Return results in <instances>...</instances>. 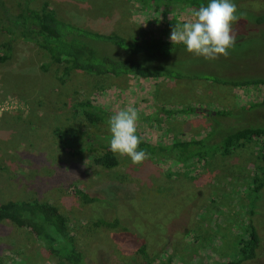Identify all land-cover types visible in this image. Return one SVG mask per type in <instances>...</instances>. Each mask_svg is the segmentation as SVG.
I'll return each instance as SVG.
<instances>
[{
	"label": "rangeland",
	"instance_id": "374dc122",
	"mask_svg": "<svg viewBox=\"0 0 264 264\" xmlns=\"http://www.w3.org/2000/svg\"><path fill=\"white\" fill-rule=\"evenodd\" d=\"M232 2L243 15L233 24L236 43L227 57L207 60L177 49L153 69L183 77L264 79V0ZM43 3L74 25L166 41L194 10L155 6L152 0H30L36 9ZM48 62L42 50L19 41L11 59L0 64V204L23 200L55 206L83 264H126L139 259L141 246L151 264H224L248 238L249 224L259 246L256 258L244 264H264V187L257 200L249 194L253 181L264 178L260 139L226 156L207 147L202 160L182 164L152 157L133 165L115 154L118 167L111 170L91 163L97 151L70 157L59 141L76 131L111 135L103 124L87 125L74 113L76 102L89 99L110 116L129 105L137 108V133L149 144L201 139L217 144L233 130L264 128V87L83 72H73L62 84L56 80L58 66L40 70ZM185 107L194 113L185 115ZM161 108L173 114L167 118ZM75 190L96 201L85 204ZM97 220H116L118 226L95 227ZM0 264L60 262L33 233L3 221Z\"/></svg>",
	"mask_w": 264,
	"mask_h": 264
},
{
	"label": "trees",
	"instance_id": "16d2710c",
	"mask_svg": "<svg viewBox=\"0 0 264 264\" xmlns=\"http://www.w3.org/2000/svg\"><path fill=\"white\" fill-rule=\"evenodd\" d=\"M14 1L12 4L8 0H0V36L4 38L0 41V64H5L11 59L13 47L20 41L34 45L47 56L49 62L40 66L41 71H47L51 65L59 67L56 80L62 84L73 72H83L91 76L113 78L130 76L140 80L159 78L206 80L216 85L239 89L264 87V79L228 80L211 76L196 78L173 75L165 71L158 72L152 65L168 59L174 50L184 49L186 46L174 45L171 41L160 39H127L116 32L87 29L59 19L46 3L36 9L30 5V0ZM152 2L155 6L182 4L196 10L201 5L206 6L210 0H152ZM117 51L121 54L119 57L114 55ZM73 111L87 125L103 124L109 129L108 121L111 116L104 107L92 100L76 102ZM194 111L192 107L184 109L185 115H191ZM161 113L168 118L173 111L161 108ZM55 133H59V130H55ZM110 139L111 135L101 136L76 131L70 132L67 137L60 136L59 141L62 147L67 149L70 157L97 151V156H93L91 163L111 170L118 167V161L110 150ZM252 139L262 141L260 158L264 160V128L261 127L233 130L224 135L217 144L212 145L207 144L204 139L176 141L164 145L159 143L152 145L142 139L139 150L146 151L148 158L155 157L160 160L167 158L165 160L182 164L196 158L202 160V153L208 152L204 151L207 147L209 150L212 147L214 151L226 156ZM261 176H264V171ZM252 184L249 194L257 200L261 188L264 187V178H256ZM74 194L85 204L96 201L80 190H75ZM3 221L26 229L33 233L36 239L44 241L47 252L58 257L60 264H83L82 254L75 249L74 238L70 236L66 223L55 206L46 202L8 200L0 204V222ZM94 225L115 229L118 222L97 220ZM258 246L259 238L254 227L249 224L248 238L239 241L236 257L224 264H244L253 261ZM137 253L140 254L139 259L126 264H151L143 246L138 248Z\"/></svg>",
	"mask_w": 264,
	"mask_h": 264
},
{
	"label": "clouds",
	"instance_id": "9594fccd",
	"mask_svg": "<svg viewBox=\"0 0 264 264\" xmlns=\"http://www.w3.org/2000/svg\"><path fill=\"white\" fill-rule=\"evenodd\" d=\"M237 12L232 0H210L206 6L193 10L184 22L176 23L170 40L174 45H185L189 53L207 60L227 57L236 43L233 24L243 15ZM138 119V109L129 105L108 121L110 150L119 156L129 157L133 165H140L148 158L146 151L139 150L142 137L137 135Z\"/></svg>",
	"mask_w": 264,
	"mask_h": 264
}]
</instances>
